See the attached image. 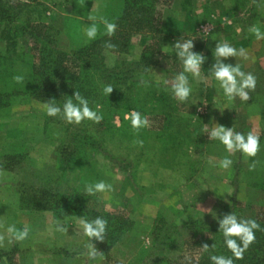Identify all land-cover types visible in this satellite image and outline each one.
<instances>
[{"label": "rangeland", "instance_id": "rangeland-1", "mask_svg": "<svg viewBox=\"0 0 264 264\" xmlns=\"http://www.w3.org/2000/svg\"><path fill=\"white\" fill-rule=\"evenodd\" d=\"M8 1L30 8L15 12L20 27L8 34L0 28V56L9 39L16 42L10 52L30 57L39 48L24 34L26 23L46 26L41 33L62 52L78 46L65 31L64 20L70 15L65 0ZM104 5L105 0H93L82 20L85 39L89 16L100 20ZM156 8L155 32H132L124 50L102 51L103 64L114 80L99 82L101 95L106 99L121 95L122 100L110 110L101 107V114L109 115L110 124L124 130L125 137L96 130L99 123L93 121L84 129L94 139L95 149L87 146L90 160L100 181L111 184L112 191L88 195L85 186L90 183L80 186L77 170L61 168L73 146V131L81 127L68 126L60 116L61 124L44 133L46 111L34 100L0 109V223L4 224L0 232L6 236L0 264H162L164 258L169 264L190 263L197 251L192 248V232L185 227L188 217L209 222L231 203L251 212L264 207V39L257 40L248 31L255 25L264 32V0H160ZM209 25L213 27L204 31ZM169 26L171 30L164 31ZM179 39L193 40L192 51L206 58L199 76L185 73L192 91L183 102L174 98L166 83L183 71L172 49ZM222 41L246 50L247 59L238 55L222 62L238 64L256 77L248 101L227 98L209 73L216 60L215 45ZM147 46L154 50L153 56L142 63ZM109 84L114 89L107 96L102 89ZM105 102L103 106L109 105ZM128 105L143 108L148 127L133 129L129 113L136 109L124 111ZM215 124L259 135L256 156L229 153L218 140L209 139ZM63 127L71 136L60 130ZM61 145L63 153L58 151ZM225 157L232 165L222 169L219 162ZM252 164L255 169L249 170ZM49 190L67 196L83 193L90 208L127 218L128 229L107 253L95 245L104 256L90 260L85 255L90 242L79 217L56 220L51 212L31 207V197ZM9 225L19 230L27 226L28 237L9 243L5 231Z\"/></svg>", "mask_w": 264, "mask_h": 264}, {"label": "trees", "instance_id": "trees-1", "mask_svg": "<svg viewBox=\"0 0 264 264\" xmlns=\"http://www.w3.org/2000/svg\"><path fill=\"white\" fill-rule=\"evenodd\" d=\"M92 2L93 0H65L66 5L70 8V15L64 20L65 31L72 42H78V46L68 53L55 48L51 37H44L41 32L46 26L39 23H26L28 25L25 24L24 26L26 27L24 34L39 45V48L30 57L26 56L25 53L18 54L15 50L10 52L9 48H13L16 42L15 39L7 37L9 43L6 47V53L0 56V109H7L16 102L32 100L42 104L48 100H55L57 105L62 107L67 97H71L74 91H79L88 100L89 107L99 114H101V107L110 110L112 104L122 100L121 95L108 97V99L101 95L99 82L107 84V82L114 80V77H111L112 74L107 71L103 64L102 51L124 50L132 32H155L156 7L160 0H105L102 17L117 25L116 32L114 35L108 36L100 20L90 21L88 25L93 22L97 23L99 31L94 40H89L82 35V20L87 19ZM29 8L30 5L26 3L0 0L1 33L8 34L12 29L20 27L15 21L17 18L15 12ZM168 30H171L170 26L164 27V31ZM176 33L179 34V26L176 27ZM106 42H111L116 47L107 49L104 46ZM153 52L151 46L145 47L144 53L140 56V61L142 63L147 62L153 56ZM15 76H22L23 81L15 82L13 79ZM159 100L162 101V99ZM105 101L109 105L103 106ZM131 109H136L143 117L146 116L143 108H137L135 105H128L124 111ZM59 117V115L50 117L46 114L43 132L48 131L50 133L51 127L60 125ZM109 119H111L109 115L103 117L102 121L96 125L98 128L96 130H101L107 134L111 133L115 137H125L124 130H116L110 124ZM89 122L90 120H84L80 124H75L82 129L80 131L74 130L73 136H71L69 128H60L61 131H67L66 134L70 135L73 140L72 149L68 152L66 160L64 157L65 161L61 164V168L63 170L70 169L72 172L77 170L80 186L100 181V174L95 169V163L90 160L87 152V146H90L91 150L95 149L93 137L91 138V134H86V129H84L86 125L90 124ZM83 130L84 132H82ZM86 140L90 141L85 144ZM58 151L63 153L62 145ZM30 201L34 210L49 211L56 220L66 217H84L87 220H93L97 217L105 219L107 227L103 242L90 241L87 236L86 238L106 253L116 244L120 234L128 229L127 218L90 208L88 206L89 198L83 193H72L67 196L49 190V192L45 191L36 197H31ZM238 205L237 203L226 205L220 215L209 222L192 220V217L187 218L185 227L192 232L191 238L194 240L192 248L197 252L190 263L183 262L182 264H211L210 257L212 255L231 257L233 264H264V207H259L257 212H251L246 210L247 208H238ZM229 213H234L238 219L255 220L261 229L255 230V241L244 251L243 258L239 260L227 249L223 234L219 232L218 220ZM203 244L209 245L208 251H203L200 248ZM212 245L213 247H211ZM177 261L173 264H179ZM168 262L170 260L164 258L162 264H169Z\"/></svg>", "mask_w": 264, "mask_h": 264}, {"label": "clouds", "instance_id": "clouds-1", "mask_svg": "<svg viewBox=\"0 0 264 264\" xmlns=\"http://www.w3.org/2000/svg\"><path fill=\"white\" fill-rule=\"evenodd\" d=\"M92 21L96 20L95 16H89ZM100 23L105 27L106 34L112 36L115 34L117 25L114 22H110L108 19L101 17ZM209 25L204 31H208L212 28ZM99 28L97 23L93 22L90 25L85 26L84 34L89 40H94L98 34ZM248 31L252 33L257 40L264 39V32H261L260 28L253 25L250 26ZM105 48L114 49L116 45L111 42L105 43ZM194 47L193 40H177L172 49L175 50L176 55L181 60L183 65V71L178 73L170 82L171 92L175 99L183 102L187 100L191 94V87L189 85L188 77L185 73H191L194 76H199L201 71V65L205 62V56L202 53H195L192 51ZM214 55L216 57L215 63L211 66L209 73L218 82L219 87L223 90L224 95L235 100L239 98L242 101H248L250 98L249 91L254 90L256 86V77L248 72L241 71L238 64L234 66L231 64H225L222 60H226L229 57L241 56L247 59L246 50L241 48L237 50L231 46L227 41L218 42L215 45ZM14 81L20 83L23 81L22 76L13 77ZM143 83V82H142ZM112 85H106L103 89L104 93L108 96L113 91ZM43 108L46 114L50 117L61 116L66 123L80 124L84 120H90L94 123H100L103 119L102 114L94 111L89 107V102L84 98L79 91H74L71 97H67L62 107L58 106L55 100H48L43 102ZM129 119L131 126L135 130H139L143 127L149 126V121L146 117H143L139 112L132 111L129 113ZM207 128V125H205ZM208 138L218 140L229 153L240 152L247 157H255L259 151V135L253 132L244 133L234 131L232 128H225L224 126L215 124L208 131ZM135 144L143 146L142 140L134 141ZM232 165V160L225 157L220 160L219 167L227 169ZM255 164L249 166V170H254ZM113 190L111 184H107L104 181H98L96 183H90L85 186V192L88 195H95L96 193L110 192ZM79 224L82 226L83 234L89 238L90 241L103 242L106 232L107 221L102 217H97L93 220H87L84 217L77 218ZM219 232L223 234L224 243L228 250H230L233 256L239 260L243 258L244 251L255 241V230H261L260 225L252 219H238L234 213L224 215L218 220ZM0 229H4V224L0 223ZM58 231L66 232L64 227H58ZM6 234L8 242L23 241L28 237L29 228L25 226L23 230H19L15 225H9L6 228ZM5 233L0 232V247L4 245ZM239 240V243H238ZM213 247V245L211 246ZM203 251L209 250L208 244H203L200 247ZM88 259L95 260L100 257L103 258L104 253L96 249L93 243L87 245V252L85 253ZM211 264H233L231 257H225L223 255H212L210 257Z\"/></svg>", "mask_w": 264, "mask_h": 264}]
</instances>
